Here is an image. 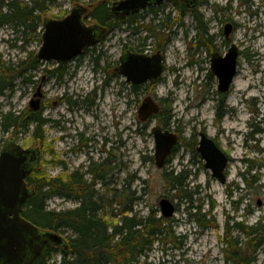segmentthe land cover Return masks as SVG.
<instances>
[{
	"label": "rangeland",
	"instance_id": "1",
	"mask_svg": "<svg viewBox=\"0 0 264 264\" xmlns=\"http://www.w3.org/2000/svg\"><path fill=\"white\" fill-rule=\"evenodd\" d=\"M24 1L28 2L29 0ZM229 1L209 0L208 4L202 5L198 9V12L205 17L209 37L214 36L213 45L219 44L217 51L221 53L226 51L221 43V40L225 39V35L220 36L219 34L226 23L221 22V20H225L226 17L233 18L238 24L234 39L241 44V50L244 53L239 59L238 76L226 97L223 108L226 113L221 121L216 119L221 97L217 89L218 80L210 71L212 53H209L205 47H198L197 45L198 23L189 13L181 16L170 1H165L158 7H152L154 10H158L156 14L148 10L141 13L147 19L144 23H139V26H150L156 31L154 35H151L148 30L140 29L141 41H147L143 38L151 35L147 42L151 46L144 47V49L149 53L157 51L156 45L159 43L156 38L157 35L159 38L162 37L160 42L165 40L163 51L166 57V70L162 80L155 87L154 94L159 102L160 99L166 100L165 103L161 101L163 102L161 104L163 110L169 109L175 116V120L167 125V128L172 129V131L175 129L176 132L177 127L180 126L179 132L181 131L183 138L171 163L163 170L157 168L155 161L152 163L149 160L150 157H154L155 153L152 128L158 124V121L154 119L140 124L137 116V110L142 100L150 94L149 90L141 88L132 100V95L126 92L127 87L119 86L122 79L118 75L104 90L101 106L103 125L106 127L107 136L111 138L117 132L119 138L120 133L122 134L123 168L124 165L126 166L123 177L128 173L136 176L139 180L141 179L140 181L147 180V193L144 195L141 204L137 206L138 210L147 213L148 208L154 206V209H158L160 212L159 201L164 197L179 205L171 219H173V231L176 237L181 240L180 244L160 241V244L154 245L147 258L141 257L139 264H175V261L176 264H228L225 261V248L227 246L224 242L225 233L223 230L226 216L234 217V222H239L242 219L240 218L243 215L242 211L247 207L252 211L244 219L247 224H254L261 218L264 222V8L258 17H253L250 13H246L245 6L240 8L237 0H234L232 10L219 13L218 18H212L215 14V6H227ZM254 1L257 7L259 0ZM78 4L90 7L89 0L80 3L72 2V0H56L47 8L45 13H41L40 29L29 36L28 43H24L18 34H12L11 28H0V56L2 55V59L8 62H17L31 52L37 54L42 43L39 32L43 21L46 18H61ZM132 31L126 27H115L109 31L106 42H103L99 50L103 51L109 47L110 54L116 58L119 57L122 45H127V43L134 45L132 44ZM89 56L95 57L92 54ZM91 61L87 58L83 64L84 67L80 68L78 72V76L86 80L84 89L86 92L91 90L94 85L93 76L91 77L88 68V62L91 63ZM188 61L193 63V68L186 67ZM101 64L102 66L105 64L104 59H102ZM50 67L51 65L46 66L48 69ZM34 75H36L35 71ZM105 75L107 74L101 73L100 78L103 79ZM72 81L74 82L73 79ZM110 87L113 88V91ZM51 88L52 82L50 81L46 90L48 97L52 96ZM120 88L125 89L122 96L119 92ZM35 89L36 86L34 87L33 84H26L22 79H18L13 91L5 90L0 96V118L1 113L6 114L11 110H28ZM114 105H116L115 109ZM48 116L50 113L45 115V118L48 119ZM114 122L119 124L117 129L114 128ZM144 124L148 127L144 128ZM256 126L262 133L253 139L250 134L256 130ZM204 129L210 136L216 137L219 144L233 158V162L228 167L227 175L229 178L226 184H221L214 179L211 171L205 168V161L202 157L197 152L192 151L195 145L192 144L191 137L194 133L198 136V133ZM44 130L45 139L41 143L43 152L41 169L42 171L46 170L52 176L58 172L52 165V156L56 154L52 145L54 131L49 124ZM10 137H15L18 143L26 147L37 145L36 139L32 136V131L25 135L17 134L14 136L12 131L4 132L0 125V147L4 139ZM248 159L253 160L255 165H261L255 167L249 177L250 185L253 179L252 175H256L259 179L254 188L241 178V174L247 171L248 163L245 160ZM183 168L190 172L188 182L191 187L189 190L192 187L193 189L198 187L199 195L197 198H202L201 204L200 200L198 204L201 205L204 213L210 212L207 220L212 221L213 216L218 215V228L214 227L213 223L203 228L195 221L193 222L186 211L187 204H181L180 198L173 197L174 191L163 179V172L181 171ZM140 181H135L134 189H141ZM228 188L233 191L232 198L227 194ZM241 197L244 198V201L240 210L232 208L231 200L237 201ZM213 204L215 208L211 209ZM48 205L57 210L73 207L71 202L61 197H53L48 201ZM224 211L228 214H223ZM238 212L241 214H237ZM234 222L231 221L230 226H233ZM232 235L238 237L239 233L233 230ZM241 240L244 238L241 237ZM162 247L165 250L168 248L173 251L168 250L170 253L167 254L168 251L162 250ZM60 257V254H56L53 259L59 262ZM252 264H264V246L257 252V259Z\"/></svg>",
	"mask_w": 264,
	"mask_h": 264
},
{
	"label": "trees",
	"instance_id": "2",
	"mask_svg": "<svg viewBox=\"0 0 264 264\" xmlns=\"http://www.w3.org/2000/svg\"><path fill=\"white\" fill-rule=\"evenodd\" d=\"M55 1L0 0V27L11 28L12 34H18L24 43H28L29 36L40 29L41 13H45ZM84 1L72 0L75 3ZM117 1L119 0H89L93 7L89 11L88 18L107 27L109 31L115 27L134 28L135 14L125 17L116 16L112 11V6ZM175 3L181 13L187 10L181 0H175ZM151 11L154 14L158 12L154 8ZM192 12L197 13L196 11ZM144 17L146 16L141 15L139 18ZM200 31L201 35L208 33L206 26L200 28ZM39 36L41 37V31ZM38 64L40 62L32 52L17 62L3 60L1 55L0 96L5 90L13 91L18 79H22L23 82L31 81L35 77L33 70L38 67ZM225 99L223 97L219 102L217 114L220 119L226 113L223 110ZM222 110L224 114L221 113ZM36 118L40 117L31 109L25 111L11 110L6 114L1 113L0 125L4 132L12 131L14 136L21 132L32 131V136L36 139V133L40 128L39 124L38 129L30 130L35 124ZM170 118L171 110H163L162 105L160 111L154 116V119L165 128H167ZM147 127L148 125H144V128ZM261 133L259 127L256 126V130H253L250 136L255 139ZM149 160L153 163L154 157H150ZM245 162L248 163V166L247 171L242 173L243 180L254 188L259 179L256 175H252L253 179L250 185L249 177L254 168L261 165H255V162L249 159ZM66 172L67 169L64 173ZM125 172L126 166L124 165L123 173ZM189 176L190 172L185 168L181 171L163 172V179L174 191L173 197L180 198L181 204L186 203V211L193 222L195 221L199 226L206 228L210 224L212 225V221L207 220L210 212L204 213L201 205L198 204V201L202 200V198H197L199 195L198 187L195 189L192 187L189 190L191 187L188 182ZM35 180L33 179V184L37 189L36 194L26 204L23 215L38 226L67 236V246L61 248L46 247L43 255L37 260V264H138L137 261L142 256H146L154 243L171 241L180 244L181 242L173 231V219L161 216L159 210L154 209V206L149 207L147 213L138 210L137 206L141 204L144 195L147 193V180L140 181L141 179L139 180L136 176L127 173L123 177L120 202L109 203L102 197L96 199L91 195L88 200L81 201L76 209L63 210L49 209L47 202L57 195L66 198L69 186L63 181L53 179L46 170H41L40 179ZM135 181H140L142 184L140 190L133 188ZM77 183L79 184L77 187L80 189L90 187L85 185L81 179ZM178 208L179 205L176 204V211ZM251 212L248 210L246 215ZM235 224L233 230L239 233L238 237H233L230 230L225 232L224 242L227 246L225 248V261L228 264H252L257 259V252L264 246V222L261 218L251 225L245 221ZM241 237L244 240H241ZM56 253L61 255L60 261L49 262Z\"/></svg>",
	"mask_w": 264,
	"mask_h": 264
},
{
	"label": "flooded vegetation",
	"instance_id": "3",
	"mask_svg": "<svg viewBox=\"0 0 264 264\" xmlns=\"http://www.w3.org/2000/svg\"><path fill=\"white\" fill-rule=\"evenodd\" d=\"M181 1L185 4L187 8V10H185L183 13H181V11L179 10V7L175 3V0H170V2L174 4L177 12L181 16L185 15L186 13H189V15L198 23L199 28L196 27L197 31L201 32L200 28L201 29L204 28L207 23L205 22L204 15L199 13L198 9L202 5L208 4L209 0H198L197 5L194 8H188L186 3L183 0ZM233 1L234 0H230L227 6H219V7L215 6L214 8L215 14L212 18H218L219 13H226V11L232 10ZM237 3L240 8L245 6L246 13L247 12L250 13L251 15H253V17H258L260 15L261 10L264 8V0H259V5H257V7H256V2L254 0H237ZM158 6L159 5H152L147 9H143L132 13L135 14L136 16L134 28H131V30H133L132 44L134 45H129L128 43L127 45L126 44L122 45L121 54L117 58L114 57L112 54H110L109 47H107V49L103 51L99 50V48L102 47L103 42H106L107 34L109 33V30L106 32L107 27L101 24L99 25L104 27V33L99 36L100 37L99 41L92 46L86 47L80 55H78L77 57L71 60L63 61V62H58L55 60L40 61L37 58V54H35V57L40 62V64H38V67L35 70H33V73L34 71L36 72L35 77H33L31 81L25 83L33 84L34 87L36 86L35 93L32 95L31 100L34 98L37 92V88L39 86H41L42 88L40 102H39V109L37 111H34L40 118H36L35 124L31 127V129L34 128L38 129L40 127L39 131L36 133L37 145H35L34 147L32 146L26 147L18 143L15 137H10L4 139L3 144L0 147V156L1 153L7 147L6 146L7 141H12V140H14L15 145L20 147L22 150L24 151L29 150L35 152L37 159L33 161V157H30L29 160L26 162L24 186L29 191V197L21 207L20 216L21 218L30 222L32 225L36 226V228L39 231L56 232L54 230L38 226L37 224L27 219L23 214L25 211L26 204L29 202L31 197L34 194H36L37 191L36 186L33 184V179L39 180L41 177V170H42L41 166H43V152L41 149L42 146L41 143L42 140L45 139L44 128L47 126V124H49L52 131H54L52 145L56 154L52 156L53 159L52 165L56 168V170H58L57 174L52 175L51 177L55 180H59L60 182L63 181L69 186L68 196L66 198L62 197L61 195H57L56 197H61L64 198V200L66 199V201L71 202L73 204V207L71 209H76L81 203V201L88 200V198L91 195H93V197L96 199L102 197L107 201H109V203H114V202L118 203L121 201V195H122L121 191L123 185V152H122L123 143L121 139L122 134L120 133V138L117 135L118 132L113 136V138L107 136L106 134V127L103 125L102 108H101L103 103L102 101L104 98V90H106L109 87V85L114 81V79L117 78L116 75H118L122 79L119 83V86L127 87L128 90L126 89L127 90L126 92L132 95L131 96L132 100L135 98V94L139 92L141 88H145L148 89L150 93L146 97L152 96L158 102L159 105H161L160 103L161 101H163L164 103L166 102L165 99H160L159 102V100L157 99V97H155L154 94L155 87L162 80V76L166 70V57H165V52L163 51L165 40L163 42H160L162 41V37L159 38L157 36L156 38L157 41L159 42L156 45L157 51H153V53H149V51L145 50L144 47L151 46L147 44V42L150 39V36L154 35L156 31L152 29V27L150 26H145V25L139 26V23L140 24L144 23V21L147 19V17L139 18L141 15H144L141 14L142 11L144 10L151 11L152 7H158ZM92 7L93 6L90 4L89 9H91ZM251 7H253V10H251ZM192 11H196L197 13H193ZM88 14L89 13H87L86 16L84 17L85 23L87 25H97L98 23L93 21V19L88 18ZM66 15L67 14H65L63 17H65ZM116 16H122V15H116ZM228 18L229 17H226L225 20L223 19L221 20V22H224L226 24L219 31L220 36H222V34L225 35V39L221 40L222 46H224V49H226L225 52L221 53L217 51L219 49L218 48L219 44L213 45L212 41L214 39L213 38L214 36L209 37L208 28H207L208 31L207 35H201V33L197 34L198 47H205L209 53H212L211 68H210L211 73H212V57L214 54L225 56L228 53V51L231 49V47H233L234 45L238 46L239 59L241 55L244 54L243 51L241 50V44L237 43L234 39L235 32L238 29V24L233 20V18H229V19ZM227 24L232 25V32L229 34V36L225 34V29ZM140 29L142 30L146 29L151 33L150 36L143 38L146 39L147 41L143 39H142L143 41L140 40L139 37ZM215 37L217 38L218 35ZM129 52L146 54L148 56H154L155 54H160L163 61L162 76L155 81L152 82L147 81L140 84H136V83H132L131 81H128L127 77L123 76L118 72V69L121 65L122 58L124 57L125 54H128ZM89 54L95 55V57L93 58L89 56ZM87 58L92 60L91 63L88 62L89 63L88 68L90 70L91 77L93 76L92 78L94 80L93 81L94 85L91 90L86 92V90H84L86 87L85 84L86 80H84V78L82 77L80 78L78 76V72L80 71L79 70L80 68L84 67L83 64L85 63V60ZM102 59L105 60V64L103 66L101 64ZM47 65H51V67L48 69L46 68ZM238 67H239V63H238ZM76 69L77 71L75 72ZM101 73H105L107 75H105V77L101 79L100 78ZM91 77L90 79H92ZM72 79L74 80V82L72 81ZM50 81L52 82V88H51L52 96L48 97L46 90H47V85L50 83ZM110 89L111 91H113V88L110 87ZM124 90H125L124 88H120L119 92L121 96ZM227 95L228 93H220V97H221L220 100L223 97L226 98ZM144 99L142 100V102L144 101ZM30 102H29V109H30ZM115 108L116 105H114V109ZM138 110H137V116L139 119ZM49 113H50V116H48L49 118L48 119L45 118V115H49ZM221 113L224 114V111L222 110ZM155 115L151 116V118L148 119L146 122H142L139 119V122H141L140 124L154 120ZM216 119L219 121L222 120L220 119L217 113H216ZM173 120H175V116L172 115L171 113V118L168 121L167 125H169ZM157 125L160 124L158 123ZM118 126L119 124L117 122H114V128L117 129ZM160 126H162L164 130L170 129V128H165L163 125ZM179 127L180 126L177 127L178 130L176 129V132L174 129V132L178 135V143L174 147L172 154L168 157L166 166L171 163L173 159V155L176 153V150H178L179 145L181 144V141L183 139L182 134L180 133L181 131L179 132V130H181ZM202 132H204L208 137L212 138L215 141L216 145L226 153V155L230 159V164H231L233 162V158L231 154L219 144L216 137L210 136L205 129L200 131L198 133V136L196 133H194L193 136L191 137L190 140L191 142H193L192 144L195 145L194 150L192 151L195 153L197 152L200 155V153L198 152V147L200 144L199 142L201 140ZM19 134L25 135L26 133L21 132ZM66 169L67 172L64 173ZM241 178L243 180L242 174H241ZM79 179L84 181L85 185H89L90 187H84L83 189L78 188L77 186H79V184L77 182ZM227 194L232 198L233 191H231L228 188ZM243 201L244 198L241 197L237 201L231 200L230 203L232 205V208L236 210H240ZM47 207L49 209H54L49 207L48 202H47ZM214 208L215 205L213 204V206H211V209ZM247 209L248 208L246 207L245 210L242 211L243 215H241L240 217L242 219L239 222L245 221L244 219L247 214ZM226 211H224L223 214H228V212ZM5 213L8 214L7 211H4L1 208V204H0V214H5ZM237 214H241V213L238 212ZM10 217L12 218L13 215H11ZM217 217L218 215L215 214L212 220V223L216 228L219 227L218 224L219 222H217L218 219ZM234 220H235L234 217H231L229 215L226 216V220L223 224L224 233L227 230L233 231L236 225L235 224L236 221L234 222ZM231 221L234 222L233 226H230ZM56 233H60V232H56ZM23 235L25 236L27 241L29 240L31 243H36V244L34 245L28 242V244L25 246V248L22 251H19L16 248L15 251L18 257V261L15 263H10L4 251H0V264H37L36 263L37 260L43 255L46 247L58 248L57 245H54L52 243L44 244L43 240L36 241L35 239L36 235H32L31 232L29 231L23 232ZM157 244L158 243H154L149 248L148 250L149 253L153 250L154 245ZM40 245L41 248L39 249L38 247ZM143 257L147 258V256H143ZM52 261L53 258L49 260V262ZM140 261L141 258L137 261V263L139 264Z\"/></svg>",
	"mask_w": 264,
	"mask_h": 264
},
{
	"label": "water",
	"instance_id": "4",
	"mask_svg": "<svg viewBox=\"0 0 264 264\" xmlns=\"http://www.w3.org/2000/svg\"><path fill=\"white\" fill-rule=\"evenodd\" d=\"M165 1L167 0H119L113 5L112 11L116 15L126 16L152 5H160ZM183 1L188 8H194L198 0ZM87 12V7L78 5L62 19L46 18L43 22L42 45L37 58L40 61H68L80 55L86 47L96 44L104 29L98 25H86L84 16ZM231 32L232 25L227 24L225 34L229 36ZM238 62L239 49L236 45L231 47L225 56L213 55L212 73L218 79L220 93H228L231 90L238 75ZM118 72L127 77L128 81L136 84L155 81L163 74L162 57L160 54L148 56L129 52L122 58ZM41 89V86L37 88L30 102L33 111L39 109ZM159 111L158 102L152 96L146 97L138 110L139 119L146 122ZM152 133L155 140V164L158 169H163L178 143V135L169 129L164 130L160 125L154 126ZM199 143L198 152L206 162L205 167L211 171L212 177L225 184L228 181L226 170L230 164L229 157L204 132L201 133ZM6 146L0 156V204L8 214H0V251H4L10 263H15L18 261L15 249L22 251L28 242L31 243L23 235L25 231L36 235V241L43 240L44 244L67 246V242L60 234L39 231L36 226L21 218V207L29 197V191L24 186L26 162L30 157H33V161L37 158L34 151L22 150L15 145L14 140L7 141ZM159 207L161 215L165 218L173 217L176 213V205L169 198H162ZM38 248L40 249L41 245Z\"/></svg>",
	"mask_w": 264,
	"mask_h": 264
},
{
	"label": "bare ground",
	"instance_id": "5",
	"mask_svg": "<svg viewBox=\"0 0 264 264\" xmlns=\"http://www.w3.org/2000/svg\"><path fill=\"white\" fill-rule=\"evenodd\" d=\"M112 7H113V6H112ZM175 205H176V204H175ZM170 218H171V217H170ZM169 233H170V232H169ZM157 243L160 244V241H158ZM162 250H165V248L162 247ZM168 250H172V249H168V248H167L165 251H168ZM172 251H173V250H172ZM168 253H170V251H168L167 254H168ZM148 255H149V251L146 253V256H148ZM168 256H169V255H168ZM142 257H143V256H142ZM162 257L164 258V254H163V253H162ZM169 257H170V256H169ZM48 263H49V262H48ZM176 263H177V262L175 261V264H176Z\"/></svg>",
	"mask_w": 264,
	"mask_h": 264
}]
</instances>
